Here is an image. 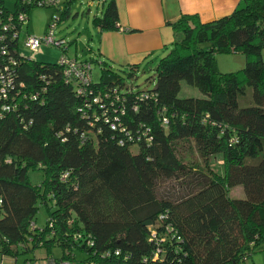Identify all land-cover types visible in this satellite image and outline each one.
I'll use <instances>...</instances> for the list:
<instances>
[{
    "label": "trees",
    "instance_id": "obj_1",
    "mask_svg": "<svg viewBox=\"0 0 264 264\" xmlns=\"http://www.w3.org/2000/svg\"><path fill=\"white\" fill-rule=\"evenodd\" d=\"M73 3L56 9L57 23ZM36 7L0 0L2 17L13 16L0 41L10 58L0 54L9 82L1 103L14 104L0 116L2 257L40 248L47 255L56 245L61 259L52 264L70 262L75 249L86 264H244L264 251V0H239L211 21L182 14L168 22L173 41L143 88L125 83L97 50L69 56L56 36L88 80L65 74L59 58L23 56L16 17ZM92 21L100 32L118 30L115 0ZM218 53H241L245 64L220 71ZM141 67L118 68L133 78ZM183 84L202 95L180 97ZM215 156L221 173L210 165ZM36 171L39 183L29 178ZM169 179L182 192L159 196L157 184ZM237 185L243 198L230 194Z\"/></svg>",
    "mask_w": 264,
    "mask_h": 264
},
{
    "label": "rangeland",
    "instance_id": "obj_2",
    "mask_svg": "<svg viewBox=\"0 0 264 264\" xmlns=\"http://www.w3.org/2000/svg\"><path fill=\"white\" fill-rule=\"evenodd\" d=\"M4 3L12 9L15 0H3ZM108 0H77L71 4L68 14L62 17L56 24L54 34L56 37L63 40L69 56H85L93 57L97 55L96 52L98 43L96 37V28L93 24V17L101 15L103 7ZM62 9V8H61ZM62 10H56L52 7H36L33 8L29 14L26 22L23 24L18 43L23 56L28 57L35 61L40 62H56L61 55L62 49L53 45H40L36 50H30L24 46V40L27 36L42 37L48 22L56 15L60 17ZM91 49V50H90ZM97 53V54H95ZM216 66L220 71H237L245 64V56L241 53H218L215 57ZM120 74L125 83L138 85L140 88L149 85L148 79L152 80L153 73L147 67H141L134 77L131 78L127 75V71L119 68H114ZM101 69L97 64L92 65V78L94 81L99 79ZM147 83V84H146ZM202 94L197 87H190L183 84L180 90V97H200ZM132 151H136V146L132 147ZM210 165L213 170L221 173L222 160L219 157H211ZM29 178L34 183H39L42 180V172H30ZM182 183L176 179L162 180L157 184V193L159 196H176L181 193ZM230 194L233 198H243L244 191L241 186H234L230 189ZM44 213L39 210L37 213V224L41 226L44 223ZM49 252V251H48ZM61 249L54 245L51 247L50 252L46 255L43 248L35 250L32 254L19 253L14 258L0 254V264H21L25 258L34 257L37 264H52L53 260L57 262L61 259ZM86 254L81 250L75 249L73 251V259L70 262L64 261L63 264H86L84 262ZM244 264H264V251L256 252L251 259H248Z\"/></svg>",
    "mask_w": 264,
    "mask_h": 264
},
{
    "label": "crops",
    "instance_id": "obj_3",
    "mask_svg": "<svg viewBox=\"0 0 264 264\" xmlns=\"http://www.w3.org/2000/svg\"><path fill=\"white\" fill-rule=\"evenodd\" d=\"M115 2L120 29L100 32L96 28L97 52L107 61V67L127 69L131 65L153 68L166 54L173 41L168 22H174L182 14H197L203 22L215 20L231 13L239 0Z\"/></svg>",
    "mask_w": 264,
    "mask_h": 264
},
{
    "label": "built area",
    "instance_id": "obj_4",
    "mask_svg": "<svg viewBox=\"0 0 264 264\" xmlns=\"http://www.w3.org/2000/svg\"><path fill=\"white\" fill-rule=\"evenodd\" d=\"M38 3V6L40 7H52L54 9H63L65 7V4H69L70 2H76L77 0H36ZM4 18L5 20H2ZM27 16L24 13H19L16 17V21L23 24L26 22ZM58 17H55L52 21H50L47 24V27L45 29L44 35L42 37H35V36H27L24 40V46L30 50H36L40 45H59L60 41H58L55 37L54 31L57 24ZM13 22V16L7 14L5 17H2L1 10H0V41L5 42L6 37L8 34V31L10 29V25ZM120 29V26H119ZM21 29L18 32H14V37L18 38L20 34ZM62 42V41H61ZM8 49L5 45H0V54L2 56H5L8 60H10L8 54L6 53ZM59 61L61 64H63L65 67V74L69 75L71 71H75L77 75L82 77L84 80H88L89 74L85 69H80V67L74 62V60L67 56V54L61 53L59 56ZM83 67H88V65L85 64L82 65ZM79 70V71H78ZM9 95V82L6 81L3 77H0V116L3 114V112L10 110L12 107H14V104H7V103H1V101H6L5 99Z\"/></svg>",
    "mask_w": 264,
    "mask_h": 264
},
{
    "label": "water",
    "instance_id": "obj_5",
    "mask_svg": "<svg viewBox=\"0 0 264 264\" xmlns=\"http://www.w3.org/2000/svg\"><path fill=\"white\" fill-rule=\"evenodd\" d=\"M147 223H150V222H147Z\"/></svg>",
    "mask_w": 264,
    "mask_h": 264
}]
</instances>
